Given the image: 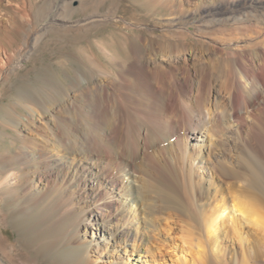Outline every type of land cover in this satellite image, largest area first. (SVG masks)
<instances>
[{
	"label": "bare ground",
	"instance_id": "1",
	"mask_svg": "<svg viewBox=\"0 0 264 264\" xmlns=\"http://www.w3.org/2000/svg\"><path fill=\"white\" fill-rule=\"evenodd\" d=\"M39 1L0 0V92L43 36L66 35L64 23L72 14L86 11L87 37L112 19L110 13L101 17L100 8L118 9L121 2ZM147 1L170 12L166 35L136 37L135 61L117 79L101 78L87 63L86 72L70 77L86 91L78 96H69L48 69L38 72V89L15 81L4 94L8 107L3 104L0 122L13 115L25 134L14 128L23 172L18 182L4 177L0 190L18 187L35 208L8 209L18 240L38 257L54 258V264H86L93 240L70 243L81 227H95L117 253L121 246L133 251L146 235L182 260L183 246L160 241L177 228L194 255L181 264L264 263V0ZM9 9L17 19L9 17ZM6 21L19 25L14 50L3 39L12 32ZM122 39L126 47L129 39ZM113 55L104 53L116 61ZM140 159L146 168L141 172ZM208 159L213 162L204 180L197 170ZM125 176L133 188L125 185ZM141 176L164 179L175 196L157 195L153 185L140 183ZM114 188L130 198L128 207L111 198ZM62 231L69 234V246L55 257L53 237ZM235 244L239 250L231 248ZM143 246L138 260L156 263L151 248Z\"/></svg>",
	"mask_w": 264,
	"mask_h": 264
},
{
	"label": "rangeland",
	"instance_id": "2",
	"mask_svg": "<svg viewBox=\"0 0 264 264\" xmlns=\"http://www.w3.org/2000/svg\"><path fill=\"white\" fill-rule=\"evenodd\" d=\"M37 1L40 2L39 0ZM117 4L119 5L118 9L116 5L113 6L104 5L100 8L98 14L101 17L110 13L112 19L106 22V24L100 25L99 28H97L98 30L95 29V31L94 30L90 31L89 34L91 35H88L87 37H86V27H85L86 18H87L86 11L83 12L78 11L72 14L68 18V20L64 23L65 26L67 27L66 35H63L61 33L58 34L54 33L49 36L48 35L43 36L42 39L40 40V43H38L36 49H34L33 53L30 54L29 58H26L21 63V67L18 66L19 68L17 67L13 71L12 75H10L9 80L6 83V89L0 92V110L3 104L6 107H8L7 106L8 103L6 101H3L5 100L3 96L6 95L7 90L11 89V85L15 81L18 82L23 81L25 84H27L25 85L26 88H30L33 90L38 89L39 84L37 82V74L42 69H48L58 75L59 80L64 84V86H66L65 91L69 96L72 97L76 95L78 96L84 89L82 90L81 87L80 88L77 87V82H75L73 79L70 78L72 77L73 72L75 71L86 72V64L88 63L87 65L93 68L98 76L100 77L102 76L101 78L117 79L119 73L125 71L129 66V64L135 61L134 58L135 49L133 47L135 45L134 43L135 41H138L141 38L142 39L145 38L144 40H148V38L149 39L154 37L159 38L163 35H166L165 32L167 29L165 28L167 27L168 20L171 18L170 17L171 14L167 10L164 9L155 10L154 4H149L147 0H121V2ZM74 6L76 5L74 4ZM13 12H15V14H13ZM61 16H63V14H61ZM9 17L11 18L13 17L17 19L18 14L15 10L11 12L9 9ZM6 23L10 29L9 31L12 32L6 35L8 37L3 39H5L4 42L6 43L5 44L6 47L10 50L12 49L14 50L20 43L18 37L15 34V30H19V25H15L11 21H6ZM123 24L125 25L124 27ZM58 29H60V27H58ZM190 29L191 31H193V33L196 32V28H194V26H191ZM93 34L95 35L94 37ZM124 37L129 39V41L127 42L129 44H127L126 47L123 42L124 39H122ZM106 52L110 53L111 55L114 54L113 56H116L117 58L116 61L114 59L104 57V53ZM189 56L190 55L187 56L188 59L190 58ZM93 57H96L99 61H102L104 63V64L102 63L103 66L102 65L100 66V63L99 62L96 63V61L93 63L94 61ZM35 75L36 77L34 78ZM70 81H74L76 84ZM214 84L215 86L218 87L220 86L215 81ZM84 100L86 101V94L84 96ZM20 112L21 111L19 112L17 111V113ZM16 122L17 119L13 115L10 116L6 121L0 122V181L8 174H10L12 180L18 182L19 177L23 172L22 166L20 165L19 162L20 145L15 140V137L18 134V132L21 134H25V132L21 131L20 127L18 128L16 127L15 125ZM38 126L45 127V122H43V120H38ZM15 127L16 130H18L17 133L14 132ZM208 160L210 162V163L208 162V165L207 164L203 165L200 169L197 170V175H199V173H202V175L204 176V180L205 178H207L205 175L206 172L205 167L210 168L213 162L212 159L211 160L208 159ZM142 162L143 161L141 159L137 162V166H139L140 172L142 169L145 168L143 167ZM140 172L138 174H141ZM139 179H140V183L146 184L147 187H149L150 189L153 185L152 189L155 187L154 192L157 195L170 196V197L175 196V194L169 189L168 184L164 179L162 180L161 178H159L156 181H154L151 178L150 180H145L146 176H141L139 177ZM148 181H150L149 182L150 184L153 182L151 186L148 184ZM124 182L125 185L126 182H129L130 188H133V182H131L128 179V176L124 177ZM213 182L215 185H220L219 181L217 180ZM204 185L205 184H202V186ZM220 187H222L223 189V186L220 185ZM112 190L113 192L111 193V198H113L116 201L124 202L123 206L128 207V205L131 203L130 198L120 197L122 194L121 192L119 193V190L116 188ZM147 200L149 201V198H147ZM19 207H23L27 213H32L35 211L33 205L29 202H25V200L22 198V192L18 187H11L0 190V261H4L5 264H54L55 261L54 258H46V259L40 258L35 254L36 251L34 249L27 250L25 247H23L20 244L18 240L19 239L18 232L16 228L13 227V224H11L12 222L8 212L9 208L16 209ZM133 209H134V205L132 210ZM154 216H159V215L155 214ZM161 217L162 216L160 215V220ZM53 221H56V219H54ZM140 223L141 222H139V226L141 227ZM86 229L85 228L83 229V227H81L80 230L77 232V236H76L78 237L77 238L78 240L74 239L73 242L70 243V246L72 245L74 246L82 242L87 243L93 240V244L90 246L89 253L86 256V261H87L86 264H109L110 262H112V260H114V262L115 260H117L118 263L124 261V263H128V264H145L144 262H142L143 261L142 257H141L142 261L138 260L139 254H143V252L145 251V246H143L145 244L147 245L146 247H150L152 252L156 255V263L150 261V264H159L161 259H166L169 264L171 263L181 264L184 259L186 263H189L194 258L192 252L188 250L187 243H184L183 240L181 239L182 235L185 234L182 233L177 228L174 229V233H172L171 237L169 238H166L164 235H160V239H161L160 241H164V244L169 246L172 240L176 243L177 246L179 247L183 246L185 254L182 255V260H179V256H176L174 253H172L170 248L164 249L162 245L159 244V241L156 242H154V240L150 241V239L146 237V235L145 237H143L142 243L139 242L140 241L139 239H137L136 242H138L139 245H136L133 251L129 246H127L125 249H122L123 246H121V248L118 249V253H117L114 251L112 247L113 242L107 236H105L104 238L101 237L102 235L96 232L95 227L92 228L86 227ZM68 236L69 234H67V232L62 231L61 234L58 233L56 237H53L56 239V242H58V245L56 244V246L53 247L51 255L57 257L58 254L60 255L62 252H64L62 251V249H64L66 246H69ZM105 242H109V244L105 245ZM43 244H44L43 242H40L35 248H39L40 245ZM130 244H133V240H130ZM231 248L232 249L236 248V250L237 249L239 250L237 244L231 246ZM128 253H132V254H128ZM259 264H264V263H259Z\"/></svg>",
	"mask_w": 264,
	"mask_h": 264
}]
</instances>
